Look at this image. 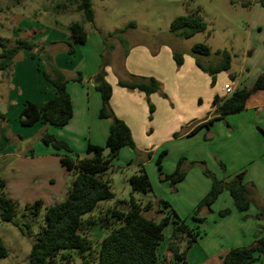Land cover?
Instances as JSON below:
<instances>
[{
	"label": "rangeland",
	"instance_id": "1",
	"mask_svg": "<svg viewBox=\"0 0 264 264\" xmlns=\"http://www.w3.org/2000/svg\"><path fill=\"white\" fill-rule=\"evenodd\" d=\"M260 1L91 0L94 21L86 23L83 14L77 11L79 0H0V40L8 39L14 44L18 39L33 37L37 43H43L42 45L47 48V52L53 56L55 65L67 64L68 68H77V73L85 74L90 78L91 85H95L101 71L105 73V77L109 76V80L118 78V80L133 81L136 76L129 73L126 68L129 53L132 51H134L132 57L137 63L141 57L139 59L134 56L136 51L145 55L150 54V60L153 55L159 53L164 62L171 59L173 52H179L184 56L185 65L180 69V73L184 75L181 91H171L170 97L167 96L166 99L159 93L162 100L157 106L151 102L155 112L156 109L159 112L155 122L154 115L153 121H149V106L146 101L144 118L140 124L137 122L135 129L132 128L136 149L123 148L111 169L103 175V179L109 181L111 185L114 199L100 202L93 212L83 217L85 221L93 222L83 233L91 242L93 259L97 258L102 240L112 228L118 226L98 221V218H103L107 210L115 207L125 210L126 202L130 201L131 196L142 204V213L146 218L160 222L173 209L190 227L199 226L201 237L187 251L188 264H221V256L229 250L252 246L259 236H264V220L256 218L260 206V196L256 186L257 197L255 196V200L253 198L251 206L255 211L253 216H248V212H238L228 191H225L210 209L206 206L199 209L200 203L211 191L215 179L228 183L240 173L251 175L252 178H263L262 175H255V169L251 170V166L244 167L238 172H236L237 168H233L234 165L229 169L226 168L224 161L229 160L230 156H235L233 162L241 164V158H248L249 153L252 152L247 145H244L242 150H245L246 155L241 153V148L226 137L228 126L225 118L229 116L216 120L210 128L203 127L190 135L201 122L209 121L216 115L212 97L221 86L227 82L238 85L241 81L243 86L251 87L256 80V73L263 68L264 30L255 28L256 24L264 27V7ZM244 4L248 5L244 6ZM258 11L261 14H258ZM187 15H195L202 20L207 26L206 31L189 39L174 36L170 32L172 22L178 17ZM72 23H79L84 27L87 41L83 45H76L75 54H67L69 61L65 63V50L67 51L68 48L66 43L71 41L69 26ZM126 28L123 34L126 40L124 47L118 37L110 35ZM54 42H58L57 45H52ZM199 44L209 47L211 55L194 56L192 49ZM225 54L230 56L231 68L215 76L214 86L211 85V77L208 74L202 72L198 76L190 74V71H197L195 58H198L204 66L212 67L224 62ZM40 61L45 68V61L43 59ZM9 83L10 78L0 82L2 115L6 106ZM115 88L119 101L121 97L118 94L122 93L120 92L122 88L118 84ZM98 95L100 97L99 93ZM143 107H145L144 103ZM111 108L114 111L112 101ZM11 109L10 121L5 118L4 122L0 123V179L6 182L5 193L9 198L16 194L13 172L18 161L17 154L23 155L28 151L31 156L34 153L42 154L45 150L53 149L42 142L43 131L34 137L35 130L30 133L31 138L27 139L28 141H21L23 136L21 130L29 131L34 127L22 126L20 115L16 113L14 107ZM124 109L122 105L117 107L120 113H123ZM125 113L128 115L129 111ZM114 114L116 115L115 112ZM239 114L230 117H239ZM105 123L107 124L108 121L98 117V144L102 146L105 145L108 137ZM50 128L60 131L52 126ZM11 129L14 130V135H17L15 138L10 136ZM68 134L67 138L71 145L65 142L73 150L72 156L81 157L87 153L79 152L77 149L74 151V148L81 147L82 143L83 146L84 144L88 146L91 141L90 135L81 141L77 134ZM5 152H12L14 155L3 157L2 154ZM163 153L165 155L160 170L158 161ZM179 161L183 162L182 169L186 173V178L172 186L169 181H164V178L175 172ZM52 167L53 183L46 184V187L50 186L56 194L55 202H63L67 198L74 175L62 168L60 162H56ZM142 167L145 168L152 183L153 192L150 194L133 193L129 182V179ZM58 170H61V173H58ZM41 177L40 182H44L47 176ZM8 182L10 187L7 188ZM20 200L22 199L14 200L18 204L15 219L21 225H30L32 235L27 237L14 225L0 221V239L8 250V257L0 259V264H27L32 242L44 226L43 216L47 206L43 203L41 216L34 217L26 211V204ZM162 201L168 203L169 207H166ZM231 202L232 212L221 216L219 211L226 210ZM173 227V223L166 227L165 241L159 249L160 257H166L167 264L169 262L171 264L172 261L171 254L167 252V245ZM188 239L187 237L182 242L183 249L187 248ZM56 264L67 263L58 258ZM69 264H81V258L76 254Z\"/></svg>",
	"mask_w": 264,
	"mask_h": 264
},
{
	"label": "trees",
	"instance_id": "2",
	"mask_svg": "<svg viewBox=\"0 0 264 264\" xmlns=\"http://www.w3.org/2000/svg\"><path fill=\"white\" fill-rule=\"evenodd\" d=\"M260 2L264 7V0ZM247 5L244 4V6ZM77 11L83 14L84 22L93 23L94 11L91 0H79ZM131 26L135 25L131 24ZM206 29V24L197 16L187 15L176 18L172 22L170 32L178 38L189 39L198 33L205 32ZM69 30L71 41L66 43L68 47L66 53L74 55L76 45L86 43L87 33L79 23H72ZM126 30L127 28L110 35L118 37L120 44L124 47L126 40L123 34ZM57 43L54 42L52 45H57ZM46 49L41 47L33 37L18 39L14 44L8 39L0 40V73L3 80L11 78L19 56L27 52L32 59L45 61V68L38 70L44 80L54 89V97L42 106L30 101L24 104L19 116L20 123L24 127H32L41 123L46 127L63 128L69 124L74 114L67 86L71 81L82 83L83 75L78 73L76 77L69 78L54 64L53 56ZM192 52L194 56L211 55L210 48L203 44L194 46ZM220 53L218 52V54ZM225 56L224 62L212 67L204 66L198 58H195L196 66L211 77L212 86L215 84L217 74L229 71L231 68L230 56L228 54ZM173 59L178 68L184 65V56L181 53L173 52ZM100 76L102 80L96 84V90L100 93L102 100L99 116L101 119L111 121L106 143V147H109L111 152L105 157L102 152L106 147L90 144L87 153L94 152V157H73V150L67 142L57 139L46 130L42 132L41 140L45 145L51 146L57 152H65L60 162L69 173L74 175V179L69 186L67 198L63 202L46 207L43 216L44 226L32 242L27 264H56L58 258L69 264L76 254L81 258V264H167V258L160 257L159 249L165 241L164 231L171 223L174 227L167 245V252L171 254L172 258L171 264H188L187 251L201 237L199 226L190 227L180 219L173 209L160 222L146 218L142 213V204L134 196H131L130 201L126 202L125 210L115 207L112 210H107L103 218H98V221L118 226L112 228L102 240L97 258L91 257V242L83 233L93 222L92 220L85 221L83 217L93 212L100 202L114 199L111 185L109 181L103 179V175L111 169L114 160L119 157L123 148L136 149L131 129L125 121L114 114L111 108L113 87L105 80L103 71ZM118 86L129 91L141 92L146 96L149 106V121L153 120L155 113L150 96L161 93L165 99L167 98L162 90V84L153 77H135L133 81L119 80ZM263 90L264 73L260 74L253 86L249 88L236 91L224 98L215 96L212 105L216 115L211 120L199 124L190 135L195 134L203 127L210 128L218 119L242 113L249 98ZM4 120L5 116L0 113V123ZM262 132L264 134L263 130ZM164 155L165 153L158 161L160 170H162L161 163ZM182 164L183 162L179 161L175 172L166 175L164 181H169L172 186L184 181L186 173L182 169ZM129 182L133 193L150 194L153 192L152 183L144 167L139 169L138 173L129 179ZM5 190L6 182L0 179V221L14 225L23 235L30 237L32 235L31 226L21 225L15 219L18 204L6 195ZM225 191L229 192L236 210L240 213L248 212L252 206L253 198L255 200V196L257 197L255 185L246 183L244 173H240L228 183L215 179L211 191L200 203L199 209L205 206L210 209ZM259 201V212L256 218L264 220V202L260 198ZM162 203L169 207L168 203L163 201ZM149 206H152L151 203ZM43 207V202L37 201L34 204L26 205V211L34 217H39ZM229 213V210H224L220 215L226 216ZM187 237L189 238L187 248L183 249L182 242ZM7 257L8 250L0 239V259ZM262 257H264V236H259L252 246L233 248L223 254L221 264H256Z\"/></svg>",
	"mask_w": 264,
	"mask_h": 264
},
{
	"label": "crops",
	"instance_id": "3",
	"mask_svg": "<svg viewBox=\"0 0 264 264\" xmlns=\"http://www.w3.org/2000/svg\"><path fill=\"white\" fill-rule=\"evenodd\" d=\"M258 14H261V12L258 11ZM256 26L257 27L255 28H259L260 31L264 30L263 25L258 26V24H256ZM38 44L41 47H44L42 45L43 43ZM133 52L134 51L129 53L127 59L128 62L126 64V68L129 73L136 77H153L157 79L162 84L163 92L169 97L171 91H181L183 87L184 75L180 73V69L183 68L185 63L182 67L177 68L173 59V53L171 54V59H167L166 62H164V60H162L159 56V53L158 55H153V58L150 60L151 57L149 53H147L149 55H145L140 51H136V53H134V56L138 57L139 59L141 57V60L137 63L132 57ZM262 56L263 59L264 55ZM20 58L21 59L17 60L14 66V70L10 78V83L7 90V97L5 101L6 106L4 108V112H2L5 115L7 121H10L9 116L12 107H14L16 113L20 115L26 102L30 101L39 106H42L45 102L53 98L55 94L53 87L44 80L41 72L38 70L44 68L42 62L39 59H32L30 54L27 52L22 53V55H20ZM64 61L65 63L69 61L66 50ZM145 61L146 63L144 64ZM56 66L64 71L69 78H74L78 74L76 71L77 68H68L67 64L65 66L63 64H61V66L57 64ZM262 67L263 68H261L256 73V79L260 74L264 73V62ZM200 72L202 71L197 67V71H190V74L198 76L201 75ZM82 75V83L71 81L67 86L74 111L73 117L69 124L63 128H58L60 131H54L50 128L51 126L46 127L41 123H37L35 126H33V129L29 131L26 130L27 132L21 130V132H23H20L23 135L21 141H28L27 139L31 138L30 133L34 132L35 130L36 134L34 135V137L39 135V133H41L42 131L46 130L53 136L58 137L57 139L67 141L68 143H70V140H68L69 138H67L68 133V135H70V133L77 134L80 137L81 141H84L86 139V136L90 135L91 141L89 142L88 146L91 144L102 148L106 147L107 140L104 146L98 144V117L100 118L99 113L102 107V100L101 96L99 97L98 95L99 92L96 90L97 82H95V85H91V81L89 80L90 78H88V76H86L85 74ZM2 80V74L0 73V82ZM105 80L109 82L113 87L114 96H112L111 101L114 112L116 113L118 118L126 122L133 134V129H135L137 125L141 123L142 118H144L143 114H145L146 105L148 104L147 103L145 105L147 101L146 96L141 92H129L126 89L122 88L120 89V92L122 93L118 94L121 97L118 101L116 97L115 87L120 79L118 80V78H115L113 80H109L108 76L105 77ZM227 84L230 83L227 82L224 85ZM224 85L219 88L218 92H215V94H213L212 100L215 96H219L220 98L228 96L223 91ZM243 85L244 84H241V81L238 85H232L234 92L242 90L244 88H249ZM251 85L252 84H250V86ZM194 87L195 86H192V88ZM160 100H162V98L158 94H153L152 96H150V101L155 106L158 105V102H160ZM143 103L145 107H143ZM118 105H122V108L125 107L123 113H120L119 110L117 111ZM126 111H129L128 115L125 113ZM158 116L159 112L156 109V112L154 114V122L157 120ZM105 120L108 121V123H105L106 125H104L108 128L109 135L111 121L107 119ZM204 122H207V120L201 123ZM225 122L228 126V130L226 131L228 134L226 135L228 140L236 143L237 147L241 148V153H245V150H242V146L244 145H247L252 152L249 153L248 158H241V164L233 162L235 156H230L228 158L229 160L224 161V164L226 165L227 169L234 165L233 168H237L236 172L244 169V167L247 168L251 166V170L252 168L255 169V175H262L263 178L261 179L258 177L252 178L251 175L244 174V181L246 183H252L256 186V188L258 189L260 200L264 202V134L262 132V130L264 131V90L253 94L249 98L245 110L242 112V114H239V117L229 116L225 118ZM31 135H33V133ZM10 136L12 138H15L17 136L14 135L13 129H11L10 131ZM134 137L135 136L133 135V138ZM85 145L86 144H84L83 146L82 143V146L74 148V151L78 150L79 152H87L88 146ZM250 145L252 146L250 147ZM13 155L14 154L12 152H5L4 154H2L3 157ZM64 155L65 152H57L54 149L45 150L42 152V154L34 153L31 156L29 155L28 151L24 152L23 155L17 154L18 161L16 163V169L13 172V186L16 194L15 196L11 197V199H22L20 201H23L26 205L34 204L37 201H42L47 207L57 204V202H55L57 200L56 194L53 193V190L50 189V186L46 187V184L51 185L53 183L54 176H51L53 170L52 166H55L56 162H60L61 157ZM61 167L64 168L62 164ZM59 172L61 173V170H58V173ZM40 174L41 176H47L44 182H40V178H42ZM8 185L9 186H7V188L10 187L9 182ZM221 196L219 197V199L221 198ZM232 202L226 209L229 210L230 213L232 212L233 208V205L231 204L234 203ZM222 211L224 210L221 209L219 211V214ZM254 214L255 211L252 210L251 207L248 211V216H253ZM256 264H264V257H262Z\"/></svg>",
	"mask_w": 264,
	"mask_h": 264
},
{
	"label": "water",
	"instance_id": "4",
	"mask_svg": "<svg viewBox=\"0 0 264 264\" xmlns=\"http://www.w3.org/2000/svg\"><path fill=\"white\" fill-rule=\"evenodd\" d=\"M101 80H102V77L99 76L96 82L98 83ZM110 152H111V149L109 147H106L103 150L102 154L106 157V156H108L110 154ZM94 156H95V153L94 152H90V153H85L84 155L81 156V158H92Z\"/></svg>",
	"mask_w": 264,
	"mask_h": 264
},
{
	"label": "built area",
	"instance_id": "5",
	"mask_svg": "<svg viewBox=\"0 0 264 264\" xmlns=\"http://www.w3.org/2000/svg\"><path fill=\"white\" fill-rule=\"evenodd\" d=\"M223 91L225 92L226 95H231L234 93V89H233L232 85H230V84L224 85Z\"/></svg>",
	"mask_w": 264,
	"mask_h": 264
}]
</instances>
